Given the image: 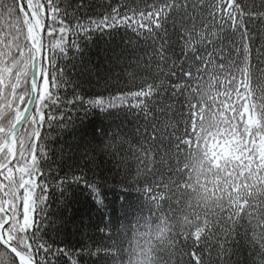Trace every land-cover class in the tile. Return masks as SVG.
<instances>
[{"label":"snow or ice","instance_id":"obj_1","mask_svg":"<svg viewBox=\"0 0 264 264\" xmlns=\"http://www.w3.org/2000/svg\"><path fill=\"white\" fill-rule=\"evenodd\" d=\"M0 264H264V0H0Z\"/></svg>","mask_w":264,"mask_h":264},{"label":"trees","instance_id":"obj_2","mask_svg":"<svg viewBox=\"0 0 264 264\" xmlns=\"http://www.w3.org/2000/svg\"><path fill=\"white\" fill-rule=\"evenodd\" d=\"M116 42H119V37L115 38ZM109 37L104 36L100 37L99 35L94 36L91 41H87L86 52L88 58H90L93 62L97 60V54L106 49L108 45ZM85 90H99V88L95 85V80H93V85L91 89L88 86L85 87ZM73 115H76L73 113ZM81 116L83 113L81 112ZM119 123L120 121H116ZM112 122L101 113H94L85 118V124L89 131H91L94 127H107ZM135 121L132 120L131 117H128L125 120V130L135 129L136 127ZM77 124H79V120H77ZM73 137L67 133L64 134L62 138H58V142L53 144L54 148H58L60 146H65V150L67 151V145L73 144ZM68 163H73V161H68ZM110 168V165H109ZM106 174L110 175V171H106ZM108 199L115 201L117 207H119L120 203L123 202L124 197L131 196L135 199L139 194L135 192H125L121 188L119 184V178H112L109 180L107 186ZM56 197H59V192L55 193ZM91 205L89 202L85 200L83 194L76 192L74 194V198L70 200L67 204V208L65 209L62 205L58 204L57 199H53L51 201V209L55 213L54 219H63L64 225L63 229L60 232L59 236L55 233L52 234L53 239L57 240V243H62L70 248L80 247L84 242L83 232L87 231L90 234L95 232L94 225L98 223V217L94 214L90 213ZM144 218L149 217V212L147 207L144 208V212L142 213ZM91 217V218H90ZM154 224L155 221H152ZM140 230L144 231V221L141 220ZM98 235V234H97ZM87 259V258H85Z\"/></svg>","mask_w":264,"mask_h":264}]
</instances>
